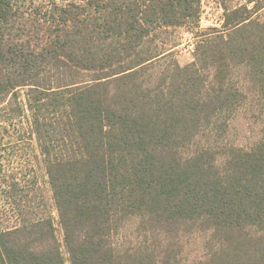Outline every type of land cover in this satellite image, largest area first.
Here are the masks:
<instances>
[{"label": "trees", "instance_id": "obj_1", "mask_svg": "<svg viewBox=\"0 0 264 264\" xmlns=\"http://www.w3.org/2000/svg\"><path fill=\"white\" fill-rule=\"evenodd\" d=\"M97 1L60 8L55 39L25 51L15 6L0 0V101L37 140L69 264H182L170 240L193 227L223 237L204 264H264V140L193 148L199 126L222 133L245 101L235 70L264 95V0L202 32L200 0ZM176 28L197 39L183 67L155 46ZM79 73L92 78L71 83ZM0 194L19 216L0 229V264H65L52 216L28 209L17 182ZM130 222L138 241L114 243Z\"/></svg>", "mask_w": 264, "mask_h": 264}, {"label": "rangeland", "instance_id": "obj_2", "mask_svg": "<svg viewBox=\"0 0 264 264\" xmlns=\"http://www.w3.org/2000/svg\"><path fill=\"white\" fill-rule=\"evenodd\" d=\"M15 6L14 26L17 22L23 27L24 34L18 44H22L23 50L36 51L37 47L46 46L55 39L58 30L59 17L62 16L59 9L66 5H85L90 2L97 6V0H11ZM104 1V0H102ZM249 0H200L199 32L212 28L221 29L224 22L225 10H233L247 4ZM252 7V4L249 5ZM97 15V13H96ZM256 18L264 22V10L259 12ZM53 18L52 26L47 20ZM51 28V29H49ZM195 33L186 28L161 30L157 33L155 46H169L172 49L173 59L180 66L193 62L197 39ZM208 84L213 81V69L204 72ZM92 75L79 73L72 79L73 82L91 80ZM77 80V81H74ZM234 84H237L246 95L245 101L231 114L229 125L219 134V126H199L201 133L195 139V147L241 148L251 150L264 140V95L256 92L254 83L249 81L247 72L235 70L232 75ZM19 102L24 103L25 89L19 90ZM8 106L11 98L0 101V193L8 189L10 183L19 185L27 195L28 209L33 208L36 214H50L55 224V234L61 243V251L64 254L65 264H69L68 255L62 243L63 233L58 224V216L52 196L51 187L46 174L43 156L40 153L37 140L28 131L25 116H16ZM223 157H218L222 162ZM13 200L6 199L0 194V229H9L19 224L17 211L14 210ZM250 231V229H249ZM253 233H260L259 229H253ZM134 243L138 241L135 234V224H126L118 234L114 235L113 242L122 244L125 241ZM223 237L210 231L193 227L191 232L181 234L176 240H170V247L182 261V264L208 263L213 255L219 253ZM166 244V243H164Z\"/></svg>", "mask_w": 264, "mask_h": 264}]
</instances>
